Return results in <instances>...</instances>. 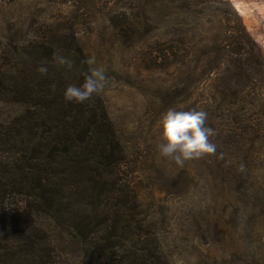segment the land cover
I'll return each instance as SVG.
<instances>
[{"label":"rangeland","instance_id":"rangeland-1","mask_svg":"<svg viewBox=\"0 0 264 264\" xmlns=\"http://www.w3.org/2000/svg\"><path fill=\"white\" fill-rule=\"evenodd\" d=\"M239 17L264 54V0H0V76L49 62L79 86L89 70L86 61L103 70L101 101L169 264H264V145L247 153L241 143L223 157L216 144L215 154L183 166L157 148L163 142L159 121L168 108L207 113L208 93L218 83L210 80L216 77L215 57L206 54L209 46L220 49L228 24ZM72 36L76 43L68 49ZM2 99L0 125H6L19 106ZM3 146L0 173L15 159ZM229 154L236 158L231 177ZM39 224L67 264L83 263L81 239L51 218Z\"/></svg>","mask_w":264,"mask_h":264},{"label":"trees","instance_id":"trees-1","mask_svg":"<svg viewBox=\"0 0 264 264\" xmlns=\"http://www.w3.org/2000/svg\"><path fill=\"white\" fill-rule=\"evenodd\" d=\"M218 46L206 54L215 57L216 77L210 80L218 83L208 93L206 121L225 157L241 143L247 153L264 145V54L240 17L230 21ZM41 48L47 51L45 43ZM16 73L0 76L2 102L19 106L0 125L1 145L15 154L0 173V264H67L40 229L42 217L83 241L82 264H169L99 93L82 103L66 101L71 84L49 62ZM227 157L231 177L236 158Z\"/></svg>","mask_w":264,"mask_h":264},{"label":"clouds","instance_id":"clouds-1","mask_svg":"<svg viewBox=\"0 0 264 264\" xmlns=\"http://www.w3.org/2000/svg\"><path fill=\"white\" fill-rule=\"evenodd\" d=\"M60 64L70 62L63 58ZM89 65L88 72L84 75V82L77 85H68L64 92V98L68 102L82 103L93 94H98L104 86L105 76L101 68L92 67L94 60L86 61ZM46 73V67L38 69ZM207 113L195 108L170 107L161 116L159 121L161 143L157 145L161 156L171 158L178 166H183L187 160L200 158L206 154H215L217 145L211 137L214 130L207 126Z\"/></svg>","mask_w":264,"mask_h":264}]
</instances>
